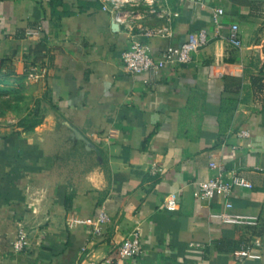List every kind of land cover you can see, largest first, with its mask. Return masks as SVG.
I'll use <instances>...</instances> for the list:
<instances>
[{
    "label": "crops",
    "instance_id": "1",
    "mask_svg": "<svg viewBox=\"0 0 264 264\" xmlns=\"http://www.w3.org/2000/svg\"><path fill=\"white\" fill-rule=\"evenodd\" d=\"M166 11L143 22L154 55L200 29L212 38L180 68L134 75L123 53L142 28L99 0H0V85L35 86L43 111L34 129L0 133V264H264V0H170ZM213 159L250 186L196 198ZM20 230L29 244L14 252ZM135 230L144 252L118 258Z\"/></svg>",
    "mask_w": 264,
    "mask_h": 264
},
{
    "label": "built area",
    "instance_id": "2",
    "mask_svg": "<svg viewBox=\"0 0 264 264\" xmlns=\"http://www.w3.org/2000/svg\"><path fill=\"white\" fill-rule=\"evenodd\" d=\"M139 1L144 3L145 10L139 12L125 11L128 6L135 5ZM170 0H99L101 9L110 12L114 22L138 24L142 28L140 35L132 36L129 47L123 53V63L126 70L134 75H145L152 68L159 69H177L190 63L195 53L205 47L212 38L210 29H200L197 32L190 34L182 43L175 45L172 43L166 44L158 55H154L151 51L148 39L155 35L152 28H147L143 25L144 21L150 19L153 15H163L167 13L166 8ZM225 13L223 7L216 9V14L212 17L213 25L219 24V16ZM168 20H171L169 18ZM159 32V31H158ZM173 28L171 24H167L161 30V35H172ZM228 41L236 48L243 46L241 37V28L239 22H232L229 27ZM241 136H249V130L239 132ZM210 167L215 170V173L209 178L194 182L193 194L200 200H212L217 194L222 193L225 196L232 194L236 188L240 186H250V183L245 178L237 175L226 177V169L222 162L216 160L210 161ZM165 171V167L160 163L153 161L150 168V173L161 175ZM180 198L178 191L169 192L164 198V207L168 210H176L179 207ZM227 205L231 203L228 201ZM98 222L106 223L110 220V215L106 209H101L98 214ZM230 219V218H228ZM28 234L20 230L17 236L12 241L14 252H20L28 246ZM144 252L141 243V234L138 230L131 232L118 246L116 255L118 258H133L138 259ZM238 258H243L250 254L247 248H241L234 252ZM5 264V263H1Z\"/></svg>",
    "mask_w": 264,
    "mask_h": 264
},
{
    "label": "rangeland",
    "instance_id": "3",
    "mask_svg": "<svg viewBox=\"0 0 264 264\" xmlns=\"http://www.w3.org/2000/svg\"><path fill=\"white\" fill-rule=\"evenodd\" d=\"M36 91L35 86L24 91L13 84L0 85V133L21 125L34 129L42 122L43 111L36 104L42 98L36 97Z\"/></svg>",
    "mask_w": 264,
    "mask_h": 264
},
{
    "label": "trees",
    "instance_id": "4",
    "mask_svg": "<svg viewBox=\"0 0 264 264\" xmlns=\"http://www.w3.org/2000/svg\"><path fill=\"white\" fill-rule=\"evenodd\" d=\"M257 80H258V79H255V83L257 82ZM263 85H264V84L261 83V84L258 86V89H261V88L263 87ZM36 125H37V124H36ZM33 127H34V126L29 127V129H33ZM25 128H26V127H25Z\"/></svg>",
    "mask_w": 264,
    "mask_h": 264
}]
</instances>
